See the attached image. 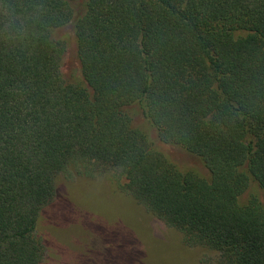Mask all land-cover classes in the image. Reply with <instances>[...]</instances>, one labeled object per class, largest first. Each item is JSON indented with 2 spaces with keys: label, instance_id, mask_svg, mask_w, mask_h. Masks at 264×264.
<instances>
[{
  "label": "trees",
  "instance_id": "trees-1",
  "mask_svg": "<svg viewBox=\"0 0 264 264\" xmlns=\"http://www.w3.org/2000/svg\"><path fill=\"white\" fill-rule=\"evenodd\" d=\"M134 106L208 175L170 161ZM70 166L112 172L219 264H264V200L239 199L264 194V0H0V264L42 263L38 217Z\"/></svg>",
  "mask_w": 264,
  "mask_h": 264
},
{
  "label": "rangeland",
  "instance_id": "rangeland-1",
  "mask_svg": "<svg viewBox=\"0 0 264 264\" xmlns=\"http://www.w3.org/2000/svg\"><path fill=\"white\" fill-rule=\"evenodd\" d=\"M58 34L67 39L63 77L75 82L81 73L74 34L70 26ZM129 111L134 125L179 169L208 175L198 157L161 142L137 106ZM55 184L56 197L40 212L36 225V236L45 247L41 264H219L216 252L185 244L182 233L119 188L110 171L88 176L70 166L68 172L56 175ZM251 197L264 200L254 181L239 199L245 203Z\"/></svg>",
  "mask_w": 264,
  "mask_h": 264
}]
</instances>
